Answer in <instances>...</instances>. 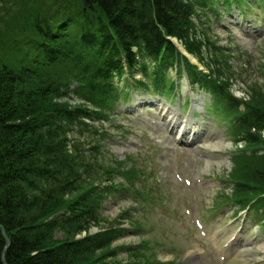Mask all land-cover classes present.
I'll return each instance as SVG.
<instances>
[{"label":"trees","instance_id":"16d2710c","mask_svg":"<svg viewBox=\"0 0 264 264\" xmlns=\"http://www.w3.org/2000/svg\"><path fill=\"white\" fill-rule=\"evenodd\" d=\"M203 1L214 9L215 0H0V264H111L105 234L89 235L101 220L90 203L96 179L90 180L92 161L85 158L82 141L90 131L85 120L96 116L71 106L66 81L71 76L86 81L76 91L81 97L109 96L111 79L123 75L122 56L132 68L137 65L134 46L154 58L151 72L158 84L167 83L175 65L198 78L202 73L168 38L185 40L196 53L201 41L189 32L190 20ZM78 22L86 26L82 33ZM140 68L147 72L143 64ZM210 84L201 81L202 87ZM241 105L231 97L226 109L238 113V141L257 156L264 151V107L243 112ZM251 172L250 181L237 185L243 199L264 190V167ZM84 231L88 234L76 239Z\"/></svg>","mask_w":264,"mask_h":264},{"label":"rangeland","instance_id":"374dc122","mask_svg":"<svg viewBox=\"0 0 264 264\" xmlns=\"http://www.w3.org/2000/svg\"><path fill=\"white\" fill-rule=\"evenodd\" d=\"M92 15H96L99 21L106 22L105 16L101 12H94ZM88 20L93 21L91 18ZM119 21L117 19L114 25H120L117 23ZM242 21V19L239 20L237 13L229 18L228 15H225L222 22L207 20L206 18H201V21L195 19L191 29L193 31L199 30L201 33L199 34L200 40L207 46L202 48L203 44L196 43L194 50L201 56L199 60L204 61L210 75H216L223 68L222 70H225L230 77L233 76L234 84L232 87L237 97H245L252 104L264 107V21L259 25H254V20H252L240 31L237 27ZM75 27L79 33L86 30V26L81 27L80 22ZM204 34L207 35V38L203 36ZM195 36L198 40L197 34ZM183 41L185 44V40ZM194 89L199 94L200 90ZM139 97L148 98V95L146 91H140ZM20 102L21 100H18V103ZM147 102H149L148 99L144 103ZM13 106L16 109L18 105L14 103ZM110 117V122L104 124L103 127L109 129V133H113L114 138L111 137L104 142L106 147L101 153L93 150L91 145L83 146L84 150L92 157L97 155V157L99 156L98 160H102V162L90 160L92 161L90 167L93 166L91 169H96L95 172L101 173L105 168H109L112 162L121 161L125 155L130 156L135 160V167L145 170V179L141 180V187L137 183V188L140 192L142 191L141 193H150L154 190L155 198L163 202L159 207H154V203L157 206L160 201L151 202L146 207V215L140 217L147 228L146 233L138 236L129 233L123 239L118 240L115 245L120 248L127 245L137 248L138 245L144 246L147 241L148 248L152 247L153 251L157 252V259L160 261H173L172 257L175 255L180 264H183L190 248L183 246L186 251L183 250V252L180 251L179 254H176L174 248L183 244V239L179 241L177 237L182 238L183 232H188V228L194 225L193 222L196 219H201V214H204V211L208 212L214 206L215 199L220 193L227 194L228 197L234 193L231 184L226 187L219 185L217 182L219 178L216 177L220 176L224 181L229 179L231 183H247L251 180L252 168L256 170L264 167V160L254 164V161L243 158L236 160L233 165V157L230 154L232 151L235 153L237 148L232 137L225 136L226 128L224 125L212 128V135L207 139L206 146H195L189 150L181 149L174 152L172 150V147H175L173 138L169 135L168 129H165L163 120L160 121L162 125L153 127L142 122L141 119L144 116L137 117V115L132 114L125 119L117 114V116L111 115ZM221 139L224 140V144L231 143V146L227 149H221L220 152L213 154L211 159H208L212 154L211 148L214 143ZM126 166L129 167V165ZM181 173L182 175L179 177ZM203 178L205 180H202ZM186 181H189L191 185L188 186ZM126 196L128 194L118 195L114 197L112 202H108L104 216L110 221H114L126 209L131 208L132 210L136 207L128 201ZM127 215L130 216L131 222L134 224L140 223L138 216L141 215V212L138 214L132 211ZM126 220L130 223L128 218ZM126 220H124V227H127ZM207 220H211L209 215H207ZM249 225L254 226L252 223ZM254 234L257 233L254 231ZM261 235L259 232L258 239L262 238ZM189 239L190 235L187 236L184 243H188ZM235 244L236 248L241 245L240 242ZM262 244L264 245V243ZM259 248L260 246H255L252 249L253 253H245L240 264H259L258 262L264 259V257L257 258L258 251L264 250ZM137 250L139 253L143 249L138 248ZM117 259L121 261L130 260L131 255H128L126 251H121ZM112 261L114 262V259ZM184 264H188V262H184ZM260 264H264V262Z\"/></svg>","mask_w":264,"mask_h":264},{"label":"bare ground","instance_id":"6f19581e","mask_svg":"<svg viewBox=\"0 0 264 264\" xmlns=\"http://www.w3.org/2000/svg\"><path fill=\"white\" fill-rule=\"evenodd\" d=\"M219 144V148L221 147V148H224V147H226V144H223L222 142H220V143H218ZM221 144V145H220ZM218 149V148H217ZM191 264H202L198 259H194L193 260V262H191Z\"/></svg>","mask_w":264,"mask_h":264}]
</instances>
